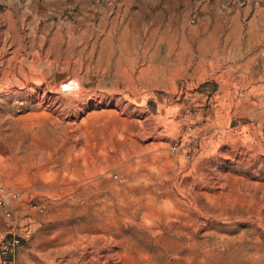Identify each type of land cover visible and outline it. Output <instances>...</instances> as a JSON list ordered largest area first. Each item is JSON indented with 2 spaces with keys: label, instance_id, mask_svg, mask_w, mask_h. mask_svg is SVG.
Segmentation results:
<instances>
[{
  "label": "rangeland",
  "instance_id": "1",
  "mask_svg": "<svg viewBox=\"0 0 264 264\" xmlns=\"http://www.w3.org/2000/svg\"><path fill=\"white\" fill-rule=\"evenodd\" d=\"M0 83V264H264V0H0Z\"/></svg>",
  "mask_w": 264,
  "mask_h": 264
},
{
  "label": "bare ground",
  "instance_id": "2",
  "mask_svg": "<svg viewBox=\"0 0 264 264\" xmlns=\"http://www.w3.org/2000/svg\"><path fill=\"white\" fill-rule=\"evenodd\" d=\"M22 82L24 83L25 81H22ZM34 83H36V82H34ZM6 85H8V83ZM36 85H37V83H36ZM4 86H5V84H4ZM18 86H20V85H18ZM63 87L65 88V90H67L66 92H69L72 95L73 94L76 95V93H78V90L79 91L81 90V84L77 80H73V81L68 82L67 84H64L63 86L62 85H59V86L54 85V87H52V88L49 87L46 83H44L43 84V90L37 89L36 91H37V93L39 91H42L41 92L42 97L45 98L48 96V98L51 100L54 98L52 95L53 94L52 92L58 94V92L60 93L61 89H64ZM24 88L27 89L26 87H24ZM72 95H71V97H72ZM66 98H68V97H66ZM39 99H40V97H39ZM55 100H56V97H55ZM111 243H112V241L109 239H106L104 236H78L75 239H69V240L61 243V246H58L56 249L49 252L47 254L46 258H47V260H49L50 264H117V262H115V258H120V255L114 254L112 251H109V245Z\"/></svg>",
  "mask_w": 264,
  "mask_h": 264
},
{
  "label": "built area",
  "instance_id": "3",
  "mask_svg": "<svg viewBox=\"0 0 264 264\" xmlns=\"http://www.w3.org/2000/svg\"><path fill=\"white\" fill-rule=\"evenodd\" d=\"M8 195L4 191V189L0 186V208L5 207V199ZM6 216H9L8 212H6Z\"/></svg>",
  "mask_w": 264,
  "mask_h": 264
}]
</instances>
